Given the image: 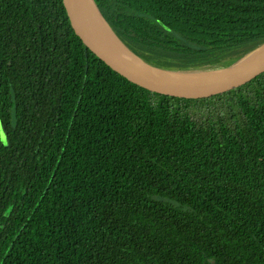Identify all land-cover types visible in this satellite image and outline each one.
<instances>
[{"label": "trees", "instance_id": "16d2710c", "mask_svg": "<svg viewBox=\"0 0 264 264\" xmlns=\"http://www.w3.org/2000/svg\"><path fill=\"white\" fill-rule=\"evenodd\" d=\"M91 1L162 69L264 43V0ZM0 121V264H264V72L208 98L151 92L82 44L62 0H0Z\"/></svg>", "mask_w": 264, "mask_h": 264}, {"label": "water", "instance_id": "95a60500", "mask_svg": "<svg viewBox=\"0 0 264 264\" xmlns=\"http://www.w3.org/2000/svg\"><path fill=\"white\" fill-rule=\"evenodd\" d=\"M69 24L82 44L111 71L151 92L198 99L245 87L264 72V43L231 66L201 72H181L135 63L114 50L96 31L87 0H62ZM0 140L6 133L0 121Z\"/></svg>", "mask_w": 264, "mask_h": 264}, {"label": "rangeland", "instance_id": "374dc122", "mask_svg": "<svg viewBox=\"0 0 264 264\" xmlns=\"http://www.w3.org/2000/svg\"><path fill=\"white\" fill-rule=\"evenodd\" d=\"M95 13L97 15L96 17H97L98 22L100 23L101 27H103L112 36V38L114 40H117L115 35L108 28V26L105 23L104 19L98 14L96 9H95ZM211 105H212L211 103L210 104H208V103H189L188 104V108H187L188 114L193 119L197 120L198 122L208 123L209 121L217 119V116H218V113H219L218 109L212 107Z\"/></svg>", "mask_w": 264, "mask_h": 264}, {"label": "bare ground", "instance_id": "6f19581e", "mask_svg": "<svg viewBox=\"0 0 264 264\" xmlns=\"http://www.w3.org/2000/svg\"><path fill=\"white\" fill-rule=\"evenodd\" d=\"M87 2H88V7L90 9V12H91V14L93 16V19H94V22H95L94 25H95L96 31H98L106 39V41L108 42V44L114 50H116L118 53H120L121 55H123L127 59L132 60L135 63H141L140 59H138L130 51H128L121 43L118 42V40H114L112 38V36L103 27H101V25L98 22V19L96 17L97 15L95 13V9L93 7L92 1L91 0H87Z\"/></svg>", "mask_w": 264, "mask_h": 264}]
</instances>
